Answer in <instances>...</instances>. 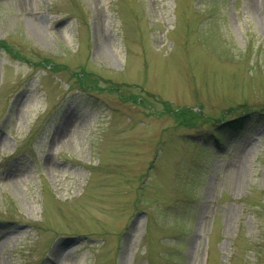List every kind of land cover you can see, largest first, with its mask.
I'll use <instances>...</instances> for the list:
<instances>
[{"label": "rangeland", "instance_id": "374dc122", "mask_svg": "<svg viewBox=\"0 0 264 264\" xmlns=\"http://www.w3.org/2000/svg\"><path fill=\"white\" fill-rule=\"evenodd\" d=\"M3 40L52 64L0 50V264H264V0H0Z\"/></svg>", "mask_w": 264, "mask_h": 264}, {"label": "trees", "instance_id": "16d2710c", "mask_svg": "<svg viewBox=\"0 0 264 264\" xmlns=\"http://www.w3.org/2000/svg\"><path fill=\"white\" fill-rule=\"evenodd\" d=\"M1 49L5 53L9 54L12 59L21 60L22 62L30 65L33 64V66L37 68L42 67L41 69H44L47 68L49 64H52L49 59H44L43 61L41 60L38 63H34V61H30L29 59H27V57H24L22 53L19 52L14 46H12L8 42H5L4 40L0 42V50ZM48 70L49 71L54 70L52 68V65L51 67H49ZM82 73L84 74L83 78H81V73L76 74V76H79L78 81L80 83L79 87L81 88V90L89 93L92 92L93 90L99 91L100 90L99 83H97V81L93 78L94 73L88 70H83ZM261 114L262 117L260 118H264V113ZM219 122L220 125L223 126L222 127L223 129L226 128L229 129L230 131H241L242 129H245L248 125L244 118H238V119L232 118V119H226L224 122L222 121ZM216 139L219 140L220 138L216 137Z\"/></svg>", "mask_w": 264, "mask_h": 264}]
</instances>
